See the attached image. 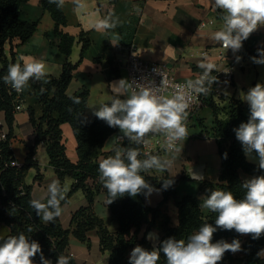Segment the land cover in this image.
<instances>
[{"label":"crops","instance_id":"1","mask_svg":"<svg viewBox=\"0 0 264 264\" xmlns=\"http://www.w3.org/2000/svg\"><path fill=\"white\" fill-rule=\"evenodd\" d=\"M80 7L75 0H65L63 12L68 25L65 32L76 38L71 56L67 59L59 50L60 38L54 35L55 22L50 13L45 12L39 0H29L23 4L20 13V22H38V29L32 38L19 45V40L8 42L5 46L6 54L10 56L14 51L20 59L34 58L45 62L52 70L47 77L60 78L63 66L68 60L76 65L74 77L66 94L72 97L80 92H89L86 116L96 117L93 109L88 108L90 103L99 104L109 102L111 93L110 85L113 81L127 77L126 61L127 47L133 45L137 54L144 60L167 65L175 77L186 82L195 79L201 74L198 63L205 57L215 63L216 70L212 74H221L230 67H234L232 82L222 84L220 93L214 94L217 115L220 120H228V111L231 99L241 100L240 94L247 93L257 83L264 84V65L255 64L251 57H258V49H264V26L259 27L250 37L243 41L242 49L235 55L231 49H222V46L212 39V33L222 27L223 12L214 10V0H80ZM107 17L118 21L115 29L97 30L95 24ZM90 40V46L81 59L82 42L81 34ZM115 43L116 45L112 44ZM206 51V56L202 53ZM236 56H240L239 62ZM22 61V60H21ZM23 62V61H22ZM225 93H228L225 94ZM24 99L18 106L14 125V137L11 140L17 165L26 162L30 148L35 146L36 134L30 122L29 109L35 117L42 116V106L37 96L32 92L31 82L22 91ZM249 106V105H248ZM98 109V106H97ZM213 110L209 106L202 107L194 116L189 135L181 141V153L175 154L173 166L166 170L168 176L180 179L188 176L191 180L178 183V201L188 195H197L201 181L218 182L221 171V156L216 140L208 137L204 128L209 130L215 121ZM0 131H9L4 112L0 111ZM123 137L120 132L112 135L98 153V161L114 155V137ZM63 143L66 147V156L74 164L78 162L77 141L70 124L62 125ZM125 139V138H124ZM120 143V142H119ZM238 146L243 150L241 142ZM172 152H165L161 157L171 158ZM247 158V157H246ZM35 160L39 165V172L35 168L28 171L26 184L32 188V198L47 199V186L58 179L54 168L49 163L46 146L42 143L36 149ZM247 160L258 164V157L253 153V158ZM152 174L161 177L164 172L151 170ZM196 174L203 175L204 179L193 178ZM40 175L41 179H38ZM245 180L249 177L243 175ZM73 180L66 179L63 187L67 194L72 188ZM163 200L161 191L153 192L146 198L149 207L158 206ZM107 196L101 193L95 202L94 211L101 218L108 230L115 234L119 230L118 223L112 217L107 205ZM88 205L83 191L74 193L69 201L63 204V212L59 217L65 229L70 228L72 215L79 209ZM169 213L173 226L178 225V212L174 203L169 204ZM207 217L211 212L202 209ZM11 233L10 228L0 225V241ZM155 233L158 237L150 241L158 247L161 232L153 229L147 233ZM146 234L144 228L139 237ZM90 245L70 238L68 253L75 264H109V254L101 250L100 238L96 232L90 234ZM242 248V246H241ZM132 251V250H131ZM130 251V253H131ZM129 253V257H130ZM234 261L229 264H258L257 257H246L243 250L233 254ZM264 257V252L260 253ZM34 264H37L34 261Z\"/></svg>","mask_w":264,"mask_h":264},{"label":"trees","instance_id":"2","mask_svg":"<svg viewBox=\"0 0 264 264\" xmlns=\"http://www.w3.org/2000/svg\"><path fill=\"white\" fill-rule=\"evenodd\" d=\"M29 0H0V111L4 112L8 126L7 139L0 143V225L10 228V235L24 233L29 240L37 241L42 249L44 257L56 264L59 255L70 256V264H75L68 253L70 238L90 245V234L96 232L100 238L101 250L109 254V264H129V253L137 245L151 251L152 243L147 239V233L153 229L161 232L160 243L169 238L187 240L188 236L196 232L204 223L215 226L216 213L211 212L207 217L202 213L200 197L208 194V190L231 191L237 198H243L245 190L242 176L249 178L264 175V170L258 168V164L250 163L244 151L238 146L234 128H238L242 122H247L250 108L242 102L231 99L228 111V120L218 118L216 103L211 96L206 105L215 115L213 126L207 130L208 137L216 140L221 156V171L218 182L201 181L197 195H188L178 201L177 186L180 181L191 180L188 176L180 179L168 176L166 171L159 177L148 172H143L146 181L163 194L162 202L156 207H149L143 193L136 197L125 195L117 198L108 205L110 213L119 225L117 233L112 234L104 221L97 216L94 205L97 197L107 190L102 186L98 173V153L104 147L106 141L119 132L118 128L109 127L106 122L97 117L86 116L89 92L84 90L72 97L80 99L79 104L73 103L72 97L66 92L73 80L74 72L78 64L74 65L68 60L63 66L60 78L46 77L45 80H30L32 92L37 96L42 106V116L36 118L32 109H29L30 122L36 134L35 146L30 148L26 162L19 166L11 149V140L14 137L15 116L18 106L24 99L10 85L3 82L2 77L7 75L9 64L23 63L17 54L12 51L10 56L6 54L5 46L15 39L19 45L28 42L38 29V22H20L21 7ZM40 6L45 12L50 13L55 22L54 35L60 38L59 50L68 59L73 51L76 38L67 32V18L63 9L49 0H39ZM82 42L81 59L90 46V40L81 34ZM244 47V46H243ZM245 48V47H244ZM202 72V71H201ZM70 124L77 141L78 162L72 163L66 156V147L63 143L62 125ZM47 148L49 163L54 168L58 180L64 185L66 179H72L73 185L65 194L61 206L69 201L77 191H83L88 205L76 211L71 218L70 228L65 229L60 223L59 217L53 222L45 223L35 210L30 207L32 200V188L26 184V177L31 168L39 172V165L35 160L36 149L40 144ZM121 147L139 148L140 159L146 158L141 145L131 144L127 138L119 143ZM227 153V158L224 154ZM161 157V155H158ZM173 179L174 184L164 190L162 179ZM38 179H41L40 175ZM174 203L178 212V225L173 226L169 213V204ZM32 231L29 232L28 229ZM146 234L140 238L143 229ZM8 237V236H7ZM6 237V238H7ZM4 238V239H6ZM224 239L231 242L233 239L241 241L242 250L246 257H257L258 264H264V257L258 253L264 250V235L253 240L250 235H240L235 230H217L213 235V243ZM3 242V239L0 243ZM37 264H41L40 255L34 257ZM234 261L233 253L226 252L219 264H229ZM158 264H166L163 253Z\"/></svg>","mask_w":264,"mask_h":264},{"label":"clouds","instance_id":"3","mask_svg":"<svg viewBox=\"0 0 264 264\" xmlns=\"http://www.w3.org/2000/svg\"><path fill=\"white\" fill-rule=\"evenodd\" d=\"M75 2L83 6L80 0ZM49 3L62 9L65 0H49ZM213 7L214 10H222L223 24L212 33V39L224 49H231L234 55L242 49L243 41L264 26V0H214ZM117 25V20L107 17L99 20L95 28L108 30L115 29ZM257 51L258 57L253 56L251 59L255 64L264 65V49ZM240 59V56H236L237 62ZM20 60L22 64H9L7 75L2 77L3 82L17 92L27 88L30 80H45L51 74L52 70L42 60L24 57ZM198 67L202 70L201 74L183 84H170L159 69L154 71L163 76L160 86H156L152 80L143 84L125 78L113 81L109 102L89 104L88 108L93 109L97 118L109 127L118 128L123 134V137L112 139L116 145L112 149L114 155L102 159L98 165V178L107 190V205L126 194L136 197L143 193L147 198L153 192L160 191L150 185L141 173L150 170L164 172L173 166L175 154L181 153L182 148L178 143L188 137L187 110L194 95H207L213 83L217 82V77L212 75L216 70L215 63L205 57ZM169 88L172 91L166 94ZM240 98L248 103L250 115L247 122H242L233 131L242 144L245 156L252 159L255 153L258 168L264 170V84L257 83L246 94L242 92ZM72 100L75 104L81 102L78 97H72ZM156 134L165 137L164 147L173 153L171 158L144 153L146 158L140 159L139 148L119 146L123 138H127L131 144L144 145L148 143L149 135ZM224 158H227V153ZM193 178L204 179L200 174ZM162 180L164 190L174 184L172 178ZM242 187L245 194L240 199L231 191L223 190H208V194L199 198L202 209L217 214L215 226L204 223L186 241L169 237L151 251L137 245L130 253L129 264H158L161 253L166 258V264H219L226 252L235 254L242 248L239 239H233L230 243L220 239L213 243V235L218 229L235 230L240 235H250L253 240L259 239L264 235V175L244 180ZM65 193L66 189L60 181L54 179L47 186L46 202L43 198L32 199L30 207L43 222H53L63 212L61 201L65 199ZM147 239L155 241L158 237L155 233H149ZM37 254L40 255L41 264H52L51 260L44 257L40 244L35 240L30 241L24 233L8 236L0 243V264H34ZM70 260V256L61 254L56 264H70Z\"/></svg>","mask_w":264,"mask_h":264},{"label":"built area","instance_id":"4","mask_svg":"<svg viewBox=\"0 0 264 264\" xmlns=\"http://www.w3.org/2000/svg\"><path fill=\"white\" fill-rule=\"evenodd\" d=\"M222 49L224 48L222 47ZM127 51H128L127 61H126L127 80L136 81L137 83H141V84L145 83L147 80H152L156 86H160V83L164 76L169 80L170 84L185 83L178 80L167 65L154 63L142 59L137 54L136 49L133 45L127 47ZM206 54H207L206 51L202 53L203 56H206ZM154 69H159V71L162 73L163 76L161 74H158L156 71H154ZM226 70H230V71L228 72L223 71L221 74L220 73L212 74L217 77V82L213 83L212 89L209 91L207 95H194L193 101L187 110L188 116L186 121V127H187L188 135H189L191 122L194 116L196 115V113L202 107L206 106V103L211 96L220 93L219 88L222 84H228L232 82L234 77V67H230ZM171 91L172 89L169 88L166 94H170ZM17 93L21 95L22 91ZM7 135H8L7 132L0 131V143L6 141ZM122 141H124V138L122 139ZM164 141H165V137L162 134L149 135L148 143L141 146L143 147L144 153H149L152 155H162L165 152H169L165 150ZM180 143L181 142L178 143V146L180 145ZM0 159H1V150H0ZM13 165H17V163L14 162Z\"/></svg>","mask_w":264,"mask_h":264}]
</instances>
